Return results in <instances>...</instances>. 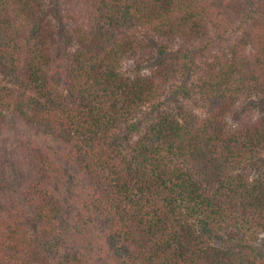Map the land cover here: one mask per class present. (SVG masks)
Wrapping results in <instances>:
<instances>
[{"label":"trees","instance_id":"16d2710c","mask_svg":"<svg viewBox=\"0 0 264 264\" xmlns=\"http://www.w3.org/2000/svg\"><path fill=\"white\" fill-rule=\"evenodd\" d=\"M264 0H0V264H264Z\"/></svg>","mask_w":264,"mask_h":264},{"label":"rangeland","instance_id":"374dc122","mask_svg":"<svg viewBox=\"0 0 264 264\" xmlns=\"http://www.w3.org/2000/svg\"><path fill=\"white\" fill-rule=\"evenodd\" d=\"M259 248L261 249H263L264 248V240H262L260 243H259Z\"/></svg>","mask_w":264,"mask_h":264}]
</instances>
